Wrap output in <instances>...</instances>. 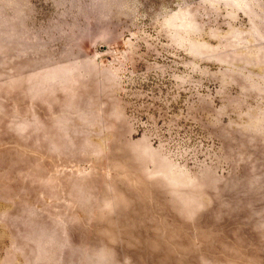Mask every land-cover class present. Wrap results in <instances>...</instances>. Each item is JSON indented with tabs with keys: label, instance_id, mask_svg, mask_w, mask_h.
<instances>
[{
	"label": "rangeland",
	"instance_id": "374dc122",
	"mask_svg": "<svg viewBox=\"0 0 264 264\" xmlns=\"http://www.w3.org/2000/svg\"><path fill=\"white\" fill-rule=\"evenodd\" d=\"M0 264H264V0H0Z\"/></svg>",
	"mask_w": 264,
	"mask_h": 264
}]
</instances>
